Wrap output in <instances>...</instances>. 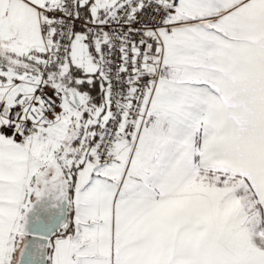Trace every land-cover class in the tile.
I'll return each mask as SVG.
<instances>
[{
  "label": "snow or ice",
  "instance_id": "obj_1",
  "mask_svg": "<svg viewBox=\"0 0 264 264\" xmlns=\"http://www.w3.org/2000/svg\"><path fill=\"white\" fill-rule=\"evenodd\" d=\"M0 264H264V0H0Z\"/></svg>",
  "mask_w": 264,
  "mask_h": 264
}]
</instances>
